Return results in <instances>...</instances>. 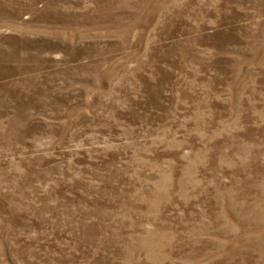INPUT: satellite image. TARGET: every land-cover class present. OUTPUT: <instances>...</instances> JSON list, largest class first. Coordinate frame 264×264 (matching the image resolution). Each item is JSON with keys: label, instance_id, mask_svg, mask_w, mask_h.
<instances>
[{"label": "rangeland", "instance_id": "obj_1", "mask_svg": "<svg viewBox=\"0 0 264 264\" xmlns=\"http://www.w3.org/2000/svg\"><path fill=\"white\" fill-rule=\"evenodd\" d=\"M0 264H264V0H0Z\"/></svg>", "mask_w": 264, "mask_h": 264}]
</instances>
